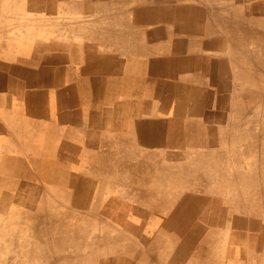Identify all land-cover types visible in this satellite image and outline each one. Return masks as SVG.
<instances>
[{"label": "rangeland", "instance_id": "rangeland-1", "mask_svg": "<svg viewBox=\"0 0 264 264\" xmlns=\"http://www.w3.org/2000/svg\"><path fill=\"white\" fill-rule=\"evenodd\" d=\"M252 1L254 3L259 0ZM177 3L180 2L175 0L171 5ZM245 9L251 11V6L245 5ZM39 11L61 12L58 15L57 13L50 15L48 12H43L42 16L38 18V15L30 14L25 10L16 14L11 7L0 6V49L7 50L9 48L12 50L14 48V51L22 49L12 40L17 36H22L20 29L33 27L34 23L38 21H44L48 25L60 23L66 29L84 24L80 29L88 31V26H94L102 19L101 17L88 18L79 15L72 17L73 11L76 10H73L69 5H63L61 10L59 8H42ZM134 12L130 11L126 21L127 24H130L129 27L142 28L139 30L145 32L147 29L157 26L151 22H142V18L141 21H138ZM176 37L193 44L191 39L182 35ZM141 39L143 46H151ZM73 40L80 43L78 38ZM232 45L230 44L231 47ZM228 48L227 45L221 53L222 58L217 56V60L220 62H223L222 60L230 61L226 52ZM238 48L236 47V50ZM144 50L150 52L152 49ZM239 50L242 52L240 48ZM211 54H213L212 51ZM217 60L214 59L210 64L212 69L210 77L199 76L193 78L192 83L205 88L209 84L225 82L228 84L225 89L228 95H236L242 89L254 90L247 84L236 80L238 73H246V69H240L239 66L232 68L225 65L224 67ZM199 69L190 70L188 75L198 76ZM213 77L215 78L212 79ZM165 79L173 81L170 78ZM183 81L179 80V82L185 83ZM202 95V92L195 93L192 100L197 101L202 98ZM9 99L10 97L5 100L0 99V151H3L0 156V175L2 174L0 176V186L2 185L0 187V264H264V205L262 204L264 203V182L261 175L263 173L262 163H264L262 150L264 140L260 137L261 120L256 121V117L261 114L262 106L256 102H244L240 99L230 98L221 120L214 112L210 115V122L207 123L210 125L209 128L213 125L220 129L217 133L210 132L211 134H209L200 130L198 124H201L200 115L203 109L209 106L211 98L207 104H201L194 108L191 114L187 113L188 99L184 96L172 97L165 106L159 104L160 101H156L158 119L150 125L155 129V132L146 133L135 138L136 140L130 139L132 148L129 156L134 159V162L136 161V164L133 162L124 170L121 167L109 168L113 160H118L120 156L119 151L111 152L109 150L114 148H109L108 152H104L99 157L92 155L88 158L89 166L96 168L99 166L101 169V172L94 170L98 175L93 176L91 184L100 174L110 178L111 181L113 180L110 186L113 187L111 190L115 187L113 191H116L120 197H125L123 202L114 198L111 203L109 201L110 194L98 196L100 191L108 190V183H105L98 187L93 185L90 186L92 188L85 187L83 189L85 201L82 206H77V195L74 194L72 200H68L72 192H69L67 196L57 193L45 175L46 173L42 171L43 157L35 155L28 143L21 141L20 135L16 134L13 127L14 121L8 119L16 115L2 113L1 109L11 104ZM18 110L22 114L18 125L28 131V136H31L33 127L22 123L27 120L25 112L22 108H18ZM211 119L214 120L213 123ZM235 121H239L240 124L235 125ZM159 125L163 126L166 131L157 130L156 127ZM189 125L192 126L191 129L188 128ZM236 126L238 127L236 128ZM109 128L111 129L108 130L106 137L110 140H120L121 138H118L114 133V128L112 126ZM236 129L244 131L242 140L236 139L234 134ZM30 143L33 148L42 147V143L37 139ZM24 147L29 149L25 151ZM194 154L195 158H193ZM8 156L11 159L8 160ZM238 156L239 166L235 162ZM106 164H108L107 167L103 166ZM259 164H261V168L258 167ZM251 168L254 169L251 170ZM187 169L193 170L194 174H188V178L181 177V174ZM6 176L7 178H5ZM77 176L79 179L85 177L80 173ZM126 177H128V183L124 184L122 180ZM207 178L217 184L223 183L222 185L218 184L221 190L218 191L214 185L209 188L207 185H203ZM71 180L72 183L68 182L65 189L77 186L78 180L75 177ZM168 192H174L176 195L170 196ZM203 192H205L206 201L198 199L201 202L196 205L195 212L180 213L183 216L181 224L177 230H172L169 224L170 217L177 214L178 207L189 211L184 206L186 202V205L192 206V202L187 197ZM231 195L233 197L228 203L227 200ZM31 197H33L32 204L29 203ZM246 197L254 199L255 203L244 204L243 201ZM207 201H211V205ZM250 204H253L259 217H251L253 212L246 208ZM59 205L60 210L58 211L56 208H59ZM101 207L106 208L103 210ZM196 212L204 214L197 215ZM125 213L132 218L131 225L127 224L124 219L123 214ZM225 225L227 228L223 229L222 227ZM184 226H190L192 230L199 227V231L191 232V237L186 238L183 235L184 232L181 233ZM166 229L175 233L167 234L168 230ZM220 235L224 237V246L222 247L218 240ZM213 238L217 240L215 241ZM208 245L211 246L208 247ZM127 249L135 251V254H129Z\"/></svg>", "mask_w": 264, "mask_h": 264}, {"label": "bare ground", "instance_id": "bare-ground-1", "mask_svg": "<svg viewBox=\"0 0 264 264\" xmlns=\"http://www.w3.org/2000/svg\"><path fill=\"white\" fill-rule=\"evenodd\" d=\"M173 1L175 0H0V6L11 7L16 14L25 10L30 14L38 15V18L42 16L43 12H48L50 15L56 13L58 15L61 12L39 11L42 8H59L61 10L63 5H69L73 10H76L73 11L72 17L79 15L88 18H102L98 24L88 26V31L80 29L84 24L66 29L60 23L48 25L44 21H38L34 23L33 27L20 29L22 36H17L12 40L22 49L14 51L13 46L12 50L9 48L7 50L0 49V99L5 100L10 97L11 103L9 106L3 107L1 111L4 115L11 113L16 115L8 118L14 121L13 127L16 134L20 135L21 141L28 143L35 155L43 157L42 171L46 173L45 175L56 192L63 196L72 192L68 200H72L74 194L77 195V206H82L85 201L83 197L85 187L92 185L98 187L105 183H108V190L100 191L98 196L110 194L109 201L118 198L120 202H123L125 197H120L116 191H113L115 187L111 190L113 187L110 186L113 180L111 181L110 178L100 174L91 184L93 176L97 174L94 170L101 172V169L99 166L97 168L89 166L88 158L92 155L99 157L104 152H108L109 148H114L109 150L111 152L119 151L120 156L118 160H113L109 168L121 167L124 170L133 164L134 159L129 156L132 148L130 139L136 140L135 138L146 133L155 132V129L150 125L158 119L156 101H160L159 104L165 106L172 97L184 96L188 99L187 113L191 114L194 108L201 104H207L211 98L209 106L204 108L200 115L201 124H198L200 130L209 134H211L210 132L217 133L220 129L213 125L209 128L210 125L207 123L210 122V115L214 112L221 120L230 98L240 99L244 102H256L262 106L261 114L256 117V121L261 120L260 137L264 140V0L254 3L252 0H177L180 3L171 5ZM181 1L190 2L181 3ZM245 5L251 6V11H247ZM130 11H135L133 14L138 21H141L142 18V22H151L157 26L155 25L156 27L149 30L145 29V32L139 30L142 28L129 27L130 24H127L126 21ZM181 35L191 39L193 44L176 37ZM74 38H78L80 43L74 41ZM140 39L143 42H148L151 46H143ZM230 44H233L232 47ZM227 45L229 48L226 52L230 61L222 60L223 62H220L217 60V56L222 58L221 53ZM236 47H239L242 52L239 48L236 50ZM148 48L152 50L150 52L144 50ZM214 59L224 67L225 65L232 68L239 66L240 69H246V73H238L236 80L247 84L254 90L242 89L236 95H228L225 90L228 84L225 82L209 84L205 88L192 83L193 78L210 77L212 73L210 64ZM218 62L217 64H219ZM198 68H200L198 76L188 75L190 70ZM165 78H170L173 81H168ZM179 80H184L185 83H181ZM198 92H202V98L193 101L192 97ZM18 108L24 110L27 119L22 123L33 127L31 136H28V131L18 125L20 117H22ZM213 121L211 119L212 123ZM234 124L238 125L240 122L235 121ZM109 126L114 128V133L118 138H121L120 140H110L106 137L108 130L111 129ZM156 128L162 130L164 127L159 125ZM188 128L191 129L192 126L189 125ZM207 128L209 129L207 130ZM234 134L238 140H242L244 137V131L241 129H236ZM200 137L202 136L200 135ZM34 138L42 143L41 148L32 147L30 141H35ZM28 149L24 147L25 151ZM262 150L264 153V148ZM2 152L0 151V156ZM234 152L237 154L236 150ZM193 158H195V154ZM238 158L239 156L235 162L239 166ZM7 159L9 160L11 157L8 156ZM134 163L136 164V161ZM103 166L107 167L108 164ZM258 167L261 168V164ZM253 169L251 168V170ZM262 169L261 175L264 182V163H262ZM79 173L85 177L79 179L77 176ZM140 173L143 174V172ZM190 173L193 175V170L187 169L181 174V177L188 178ZM74 177L78 180L77 186L65 189L66 184L68 182L71 184V179ZM122 182L127 184L128 177ZM218 184L222 185L223 183L219 182ZM218 184L215 181H209L208 178L203 182V185H207L208 188L214 185L220 191ZM174 192H168V194L175 196ZM94 194L97 197V193ZM204 194L205 192L187 197L192 202V206L186 205L187 202L184 204L189 211L176 207L177 214L170 217L169 224L172 230H177L181 224L182 212H195V207L201 202L200 200L206 201L207 198ZM232 197L233 195L227 200L228 203ZM32 201L33 197L30 198L29 203L32 204ZM248 202L255 203V200L246 197L243 203ZM262 204L264 205V203ZM165 207L168 209L167 204ZM246 208L253 212L251 217H259L253 204L247 205ZM46 209L48 208L46 207ZM56 209L59 211L60 205ZM215 210L218 211V209ZM37 213L39 212L37 211ZM55 213L57 212L55 211ZM195 214L203 215L204 213L196 212ZM123 217L127 224H132L133 220L129 214L125 213ZM222 228L225 229L227 226ZM198 231L199 227L192 230L190 226H184L181 233L184 232V237L188 238L191 237V232ZM224 232L226 231L224 230ZM169 233L173 232L168 230L167 234ZM200 233L203 235L202 232ZM218 238L220 247L224 246L223 235ZM193 240L195 241V239ZM127 251L129 250L127 249ZM128 253L132 255L135 254V251Z\"/></svg>", "mask_w": 264, "mask_h": 264}]
</instances>
